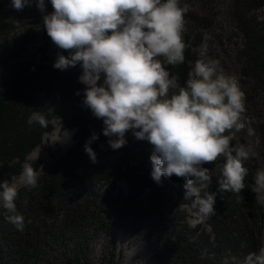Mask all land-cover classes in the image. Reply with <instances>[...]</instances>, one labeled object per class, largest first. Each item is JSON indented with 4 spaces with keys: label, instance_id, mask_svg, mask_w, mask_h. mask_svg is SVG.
Segmentation results:
<instances>
[{
    "label": "trees",
    "instance_id": "1",
    "mask_svg": "<svg viewBox=\"0 0 264 264\" xmlns=\"http://www.w3.org/2000/svg\"><path fill=\"white\" fill-rule=\"evenodd\" d=\"M193 2L182 0L189 6L185 41L194 48L206 42L208 55L220 61L224 60L219 47L232 43L240 62L237 77L247 96V115L260 135L256 147L263 166L256 157L249 162L242 201L231 192L218 195L215 215L192 227L188 222L191 199L183 198L185 181L173 176L162 177L160 184L154 182L151 146L131 132L126 134L124 147L110 148L109 137L102 134V121L83 107L85 86L78 79L80 66L64 71L53 68L57 56L68 53L57 47L52 50L54 44L47 34L42 44L33 48L29 61L7 67L6 63L33 44L37 21H23L28 6L22 12L1 9L6 17L0 21V178L13 183L28 163V155L52 130L51 124L48 128L29 125L32 111L51 119L52 109L63 129H73L74 134L73 145L50 167L42 166L37 188L19 187L15 204L25 219L22 232L9 222L10 213L0 208V264H120L110 238L127 221L133 237L149 245L142 259L145 264H158L167 258L172 264H224L231 256L243 259L261 246L254 235L260 234L264 207L251 189L256 170L264 168V0H202L203 14L192 9ZM14 23H19L21 30L16 32ZM197 55L191 49L186 52L188 60L194 61ZM172 71L183 80L188 68L182 65ZM93 133L99 137L90 144L96 163L84 151ZM239 142L247 140L239 138ZM32 166L37 170L40 163ZM208 167L213 170L209 191H215L219 173L215 165ZM121 180L127 196L118 195L121 190L109 192ZM99 237L105 238L101 256L94 250Z\"/></svg>",
    "mask_w": 264,
    "mask_h": 264
},
{
    "label": "clouds",
    "instance_id": "2",
    "mask_svg": "<svg viewBox=\"0 0 264 264\" xmlns=\"http://www.w3.org/2000/svg\"><path fill=\"white\" fill-rule=\"evenodd\" d=\"M33 2L45 12V0H11L17 11ZM48 2L52 11L43 16V27L51 42L68 53L58 55L53 68L80 66L83 107L102 121L110 148L124 147L129 132L146 141L151 146L152 180L160 184L162 177L175 176L185 181L183 198L191 199L192 227L215 215L218 195L231 192L242 201L248 164L256 153L252 143L239 142V135L252 138L255 146L260 145V135L247 115L239 78L226 74L221 61L208 55L206 42L194 48L185 41L189 6L182 0ZM189 49L198 53L194 61L186 57ZM182 65L188 68L183 80L172 71ZM49 112L51 119L34 110L27 123L41 128L51 124L56 131L50 143L62 142L68 134L60 118ZM98 138L93 133L84 145L93 163L96 153L90 144ZM208 165L219 173L215 191H209L213 170ZM39 175L32 164L24 163L17 182L0 178V208L10 213L8 220L18 231L25 228L15 204L19 187L37 188ZM251 190L264 203V168L256 170ZM224 264H264V245L243 259L231 256Z\"/></svg>",
    "mask_w": 264,
    "mask_h": 264
},
{
    "label": "rangeland",
    "instance_id": "3",
    "mask_svg": "<svg viewBox=\"0 0 264 264\" xmlns=\"http://www.w3.org/2000/svg\"><path fill=\"white\" fill-rule=\"evenodd\" d=\"M10 1L8 0H0V10L2 9L4 12H8L10 10L17 12L14 8L9 3ZM30 7V9H27V14L24 15V22H29V21H37V29L36 31V37L35 40L31 43L33 44H28L25 48V50L22 52V54L16 58V60L10 61L7 64V67L11 68L14 62H27L30 60V55L31 52L33 51V48L36 46H39L43 42V38H46V33L43 29V16L49 12L52 11L51 4L47 1V4H45V12H41L38 7L36 6L35 2ZM192 9L195 10L198 13H205V9L202 6V0H194ZM19 12H22L19 11ZM6 17V15H2V12L0 11V21L2 18ZM9 18H13L12 15H7ZM15 26V31L18 32L21 30L20 24L19 23H14ZM230 46H223L219 47V51H221V58L224 60L222 61L225 69V73L228 75L235 74L237 76V73L240 69L239 65V60H237L235 56V50L233 49L234 47L232 46V43H229ZM1 48V45H0ZM56 46L54 45L52 47V50H55ZM2 76L0 75V81H1ZM61 122V121H60ZM56 129L52 126L51 132L44 134L42 138V142L40 145H38L34 150L28 155L27 161L30 164H34L35 162H39L40 166L36 170L38 173H42L41 168L42 166H47L50 167L54 161L58 159V157L63 154L70 146L73 145V133L74 131L72 130H64L67 132V138L62 139V142H56V143H50L53 135L55 133ZM239 138L246 139L247 143H252L253 144V149L256 153V158L258 160V164L260 167L263 166V160L261 158V154L259 149L255 146L254 142L252 139L248 138L245 134L241 133L239 135ZM38 153V158L36 159ZM19 178V177H18ZM18 178H16L13 183L18 181ZM255 180V177H254ZM22 187V185L20 186ZM121 190V191H117ZM117 194L122 196H127V187L124 182V180L119 181L115 186H112L109 189L110 193ZM146 195V193H145ZM257 200L260 205L264 207V204H262L259 200V197L257 195ZM145 201V196L142 197L141 202ZM192 217L189 219V223L191 221ZM127 225L116 231V233L111 236V241L115 244L116 246V252L118 253V258L120 260V264H145L142 262V259L145 257V253L148 251V244L144 240L139 239L136 240L133 235L131 234V228L132 225L129 221L126 222ZM191 224V223H190ZM261 230L260 234L257 236V234L254 235V238L259 245H264V222L260 224ZM206 228V232L210 233V229L208 226H204ZM94 250L96 252L97 256H101L102 251H103V244H105V238L104 237H99L94 241ZM144 256V257H143ZM154 264V263H152ZM157 264V263H155ZM158 264H172V260L170 258H167L166 261H159Z\"/></svg>",
    "mask_w": 264,
    "mask_h": 264
}]
</instances>
